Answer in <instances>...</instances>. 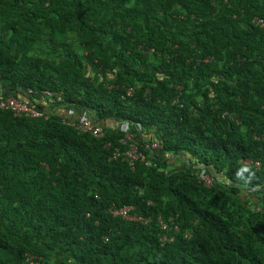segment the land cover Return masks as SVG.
I'll return each mask as SVG.
<instances>
[{"label": "trees", "instance_id": "16d2710c", "mask_svg": "<svg viewBox=\"0 0 264 264\" xmlns=\"http://www.w3.org/2000/svg\"><path fill=\"white\" fill-rule=\"evenodd\" d=\"M254 16L264 0H0L2 93L60 92L47 118L0 109V264H264ZM67 109L94 112L105 137L63 124ZM120 123L151 165L111 158Z\"/></svg>", "mask_w": 264, "mask_h": 264}, {"label": "built area", "instance_id": "2783aa9c", "mask_svg": "<svg viewBox=\"0 0 264 264\" xmlns=\"http://www.w3.org/2000/svg\"><path fill=\"white\" fill-rule=\"evenodd\" d=\"M251 22L258 27H264V17L262 16H254L251 19ZM134 89V86H128L125 91L126 95H131L134 92ZM59 96L60 92L46 89L41 90L33 100L28 101L22 97L3 94L2 87L0 86V109L8 110L14 116L18 117L47 118L51 112L50 103L53 102L55 97ZM59 118L63 124L73 127L79 133H87L97 139H103L106 135L105 127L97 121L95 114L92 111L83 112L82 115H78V113L75 114L73 110H69L67 114L64 112L60 113ZM117 127H119L120 131H122V137L119 139V142L123 145V147H113L112 143L108 140L104 142V146L106 148H111V158H121L122 160H125L131 168H134L137 161H144L146 165H151V163L146 160L145 154L139 149L136 133L129 130L128 125L126 124L120 123L117 124ZM146 147L150 150V152L154 153L161 148V143L159 139L156 138L147 144ZM254 165L259 167L258 162H254ZM200 179H202L204 184L207 186H210L212 183L211 177L208 174L202 173L200 175ZM133 210L134 207L132 205H111L107 209L108 213L113 217H119L128 221H147V219H144L134 213ZM158 222L162 229H171V227L162 222L160 218L158 219ZM173 229L177 230L178 228L174 225ZM186 235L189 236L188 233ZM172 239L173 237L168 238L166 234H162L160 236V240L162 242ZM24 259L26 264H43L41 256L34 253H25Z\"/></svg>", "mask_w": 264, "mask_h": 264}, {"label": "rangeland", "instance_id": "374dc122", "mask_svg": "<svg viewBox=\"0 0 264 264\" xmlns=\"http://www.w3.org/2000/svg\"><path fill=\"white\" fill-rule=\"evenodd\" d=\"M151 55H152V54H151ZM93 74L95 75V71H94V70L90 71V75L93 76ZM97 74H98V76H99L100 78H102V75H101L99 72H98ZM247 193L250 194V196L252 197V200H255V201H256V197H255V195L252 194V192H247Z\"/></svg>", "mask_w": 264, "mask_h": 264}, {"label": "crops", "instance_id": "0c3cea01", "mask_svg": "<svg viewBox=\"0 0 264 264\" xmlns=\"http://www.w3.org/2000/svg\"><path fill=\"white\" fill-rule=\"evenodd\" d=\"M68 111H69V110L67 109V110H64L63 112L67 114V113H68ZM111 125H112V124H111Z\"/></svg>", "mask_w": 264, "mask_h": 264}]
</instances>
